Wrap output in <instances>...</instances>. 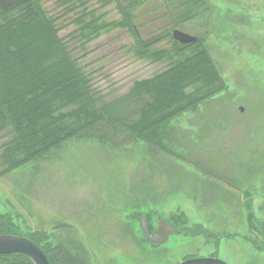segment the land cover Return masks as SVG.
Listing matches in <instances>:
<instances>
[{
	"label": "rangeland",
	"instance_id": "obj_1",
	"mask_svg": "<svg viewBox=\"0 0 264 264\" xmlns=\"http://www.w3.org/2000/svg\"><path fill=\"white\" fill-rule=\"evenodd\" d=\"M42 3L66 27L61 36L75 33L76 14L63 15L58 0ZM180 5L145 0L135 12L141 37L171 29L183 11ZM206 7L175 30L203 41L222 89L170 121L160 139L167 152L126 140L121 132L110 143L66 142L0 178V213L16 218L23 233H48L54 244L70 250L69 264H169V255L137 252L126 229H137L140 217L150 219L151 226L158 217L173 220L176 228L193 226L189 236L173 237L164 246L173 251V261L210 252L204 237L192 236L203 224L215 234H228L218 252L227 264H264V252L249 243V238L264 239L259 229L264 228V0H206ZM97 14L106 23L121 19L114 5ZM100 33L84 50L75 49L77 42L69 47L91 77L98 105L113 110L122 125L134 124L144 105L129 93L169 61L139 59L125 30ZM170 47L168 40L157 46ZM6 133L0 130V145ZM237 178L241 184L252 179L251 193L231 195Z\"/></svg>",
	"mask_w": 264,
	"mask_h": 264
},
{
	"label": "trees",
	"instance_id": "obj_2",
	"mask_svg": "<svg viewBox=\"0 0 264 264\" xmlns=\"http://www.w3.org/2000/svg\"><path fill=\"white\" fill-rule=\"evenodd\" d=\"M58 1L64 6L63 15H77L72 21L78 25L74 34L60 35L66 27L59 26V17L51 16L42 0H0V130H7L0 145V178L66 142L93 138L110 143L120 132L121 136L126 134V140L142 141L167 152L160 139L170 121L222 89L220 73L203 41L197 38L195 43L182 45L173 38L179 24L193 20L197 12L207 8L206 0H172L183 8L177 23L147 38L141 37L135 15L145 0ZM95 2L98 8H92ZM110 5L117 8L121 19L106 23L97 11ZM118 29L132 36L131 50L139 59L169 61L162 72L134 84L129 95L144 107L140 118L130 125H122L108 106L98 105L91 77L69 47L70 42H77L75 49L84 50L101 30ZM166 40L171 42L170 49L157 48ZM106 132L113 136H106ZM15 219L0 213V235L28 238L42 249L50 264H69L68 248L54 244L43 230L23 233ZM194 230L192 236L211 240L212 233L203 224ZM218 237L229 239L226 233L213 238ZM249 241L257 252H264V239ZM0 264L32 262L22 254H9L0 255Z\"/></svg>",
	"mask_w": 264,
	"mask_h": 264
},
{
	"label": "flooded vegetation",
	"instance_id": "obj_3",
	"mask_svg": "<svg viewBox=\"0 0 264 264\" xmlns=\"http://www.w3.org/2000/svg\"><path fill=\"white\" fill-rule=\"evenodd\" d=\"M239 178H237V180H235L233 182V184L231 185L232 187L230 188L231 190V195L233 197L235 196H242L243 194V191L245 194L247 193H251V185H252V179L251 178H248L246 179V181L244 180V184H241V182L238 181ZM237 187H239L237 189ZM240 187H242L240 189ZM249 200H251V198H249ZM151 218V217H150ZM152 219V218H151ZM140 220H144L145 221V227L147 228V231L146 234L144 233L143 229H142V223L140 222ZM161 220L164 222V223H167V225L170 227L169 229H158L159 226H160V222ZM173 220L171 219H162L160 217L157 218V222L154 221L153 223L155 224V226H151V222H150V219L146 218V217H140L138 219V222H139V227L137 229H130L128 227V229H126V231L128 233H130V236L132 238V242H134V246H136V250L137 252L140 253V251H143L144 252V255L145 257H149L151 255L155 256L158 254V256L160 255H169V264H180L182 263L183 261H186L188 259H194V258H213L215 257L216 255H218V252L220 251L219 247H220V243H221V240L220 238H216L214 240V236L216 235L212 230H209L211 231L212 233V238L211 240H207L206 243H207V246L208 244L211 246L210 248V252L205 254V255H200V256H197V257H181L180 259H176L173 261V251L168 248V247H164L166 246L168 243H169V240L172 239L173 237H178V236H184V237H187L189 236V230L190 229H187L185 226H184V223H182L178 228L174 227L173 224H171ZM171 222V223H170ZM164 234H165V237H166V240H164ZM167 235V236H166ZM144 241L143 243H141V239ZM183 244H181L180 246H182ZM163 248H167V250L165 249L163 252H161V250ZM185 255V254H184ZM219 257V256H218ZM78 260H77V264H78ZM79 264H83V263H79Z\"/></svg>",
	"mask_w": 264,
	"mask_h": 264
},
{
	"label": "water",
	"instance_id": "obj_4",
	"mask_svg": "<svg viewBox=\"0 0 264 264\" xmlns=\"http://www.w3.org/2000/svg\"><path fill=\"white\" fill-rule=\"evenodd\" d=\"M173 38L175 41L183 45L195 43L197 40L196 37L183 33L177 29L173 31ZM140 222L143 224L142 229L146 234V232L148 231L147 228L145 227V221L140 220ZM169 228L170 227L167 225V223H164L161 220L158 229H169ZM165 240L166 237L164 238L163 241ZM9 254H22L26 256L32 262V264H50L42 249L30 239L15 235H0V255H9ZM180 264H227V263L221 260L218 257V255H216L213 258L188 259Z\"/></svg>",
	"mask_w": 264,
	"mask_h": 264
}]
</instances>
